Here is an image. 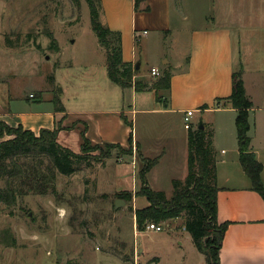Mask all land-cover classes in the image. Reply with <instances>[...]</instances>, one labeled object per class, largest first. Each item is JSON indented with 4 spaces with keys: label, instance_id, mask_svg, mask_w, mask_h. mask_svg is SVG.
<instances>
[{
    "label": "rangeland",
    "instance_id": "rangeland-1",
    "mask_svg": "<svg viewBox=\"0 0 264 264\" xmlns=\"http://www.w3.org/2000/svg\"><path fill=\"white\" fill-rule=\"evenodd\" d=\"M167 46L156 38L148 46L137 45L146 82L155 80L151 69H161L163 58L175 60ZM257 54L253 51L247 64L256 65ZM106 72V52L92 29L85 0H0L3 90L32 104L39 103L40 96L52 103L59 96L68 108L79 110L100 109L104 103L117 111L126 104L135 106L137 114L130 113L128 118L139 144L137 151L99 144L92 147L97 160L91 166L81 165L72 176H57L55 194L20 197L11 206L0 203V264H136L137 259L138 264H155L149 261L153 253L162 258V264H181L182 256L197 258L184 227L185 216L162 223L161 232L148 230L151 223L139 231L134 216V193L142 188L140 153L156 163L147 175L149 187L164 192L169 202L176 195L173 180L187 177L189 132L183 117L164 114L160 93L159 102L146 95L150 100L141 96L134 105L130 92L123 101L117 86L105 101L109 90L100 87ZM258 108L251 114L261 115ZM211 117L196 113L192 122L198 126ZM116 140L126 139L119 132ZM117 201L125 204L115 209Z\"/></svg>",
    "mask_w": 264,
    "mask_h": 264
},
{
    "label": "crops",
    "instance_id": "crops-1",
    "mask_svg": "<svg viewBox=\"0 0 264 264\" xmlns=\"http://www.w3.org/2000/svg\"><path fill=\"white\" fill-rule=\"evenodd\" d=\"M101 22L113 32L122 33L123 61L136 69L140 65L134 81L146 82L141 75L144 58L137 52V45L148 46L153 38L160 45H168L175 60L163 58L161 69H152L158 72L154 81L164 71L170 72V88L136 92L133 87L119 86L123 101L130 92L134 105L141 96L147 101L150 100L147 97L154 96L159 102L157 95L160 93L159 103L163 102L166 107L164 114L182 115L183 120L187 111H194V115L212 114L210 120L200 123L213 132L219 188L218 220L228 223L220 250V264H264V200L253 190L252 182L241 166L237 111L227 100L232 93L233 74L241 72L246 95L252 102L248 133L250 149L263 165L261 181L264 185V53L258 52L264 51V0H145L138 9L135 0H101ZM253 51H257L258 59H255L256 65H249L247 57ZM253 73L256 75L252 76ZM106 74L103 87L98 86L101 91L109 90V94L103 96L105 101L118 86L109 79L108 70ZM3 86L4 82L0 80V123L36 134L41 130H58V142L74 152L80 151L85 130L92 144L131 147L132 126L127 125L123 117L132 124L128 116L137 114L135 106L126 104L117 111L116 107L104 103L100 109L79 110L63 104L65 112L61 113L53 106L49 107L52 100L45 101L40 96L37 98L39 103L32 104L23 96L13 97L10 90H3ZM256 105L262 113L259 116L251 114ZM127 107L131 110L126 111ZM200 123L198 126L193 123L194 129L199 128ZM119 132L126 139L120 143L116 140ZM3 140L7 139H0V144ZM137 145L133 136L135 151ZM132 159L137 163L136 156ZM184 177L183 174L181 179ZM136 193L134 212L150 205L145 197ZM191 244L197 258L182 256L181 264H207L206 255L197 250L193 240ZM153 260L155 264H162V258L154 253L149 261Z\"/></svg>",
    "mask_w": 264,
    "mask_h": 264
},
{
    "label": "trees",
    "instance_id": "trees-1",
    "mask_svg": "<svg viewBox=\"0 0 264 264\" xmlns=\"http://www.w3.org/2000/svg\"><path fill=\"white\" fill-rule=\"evenodd\" d=\"M90 11L91 25L100 46L105 50L109 79L123 88L133 87L136 92L168 90L171 85V74L164 71L163 75L151 83L134 81V75L139 71L131 64L123 61L122 37L113 32L101 22V0H85ZM145 0H135L136 9ZM54 44V41H52ZM232 93L227 99L237 111L236 128L240 152V163L252 188L264 200V185L261 181L263 165L257 161L251 152L249 115L252 102L246 95L242 73L233 74ZM54 82V79H53ZM59 94L61 89L59 88ZM56 112H65V107L59 96L53 100ZM127 125L125 117H123ZM204 126V125H203ZM188 174L184 181H173L175 198L169 202L164 192L154 191L149 187L147 175L156 163L146 161L139 172L142 188L136 194L147 198L149 207L136 210L135 217L139 231L148 224H162L185 216L184 227L191 235L193 243L199 252L207 257V264H220V250L228 223L218 220V192L216 153L213 147V132L204 129L188 131ZM0 203L13 205L20 197L35 195L47 196L56 193L58 175L72 176L81 165L91 166L94 157L93 146L82 133L80 152H74L58 142V130H41L39 135L24 130L22 127L11 128L0 123ZM131 151L133 135L130 138ZM108 149H120L116 144H106ZM137 150L139 146L137 145ZM109 157L108 155L106 156ZM126 194L121 198L126 200Z\"/></svg>",
    "mask_w": 264,
    "mask_h": 264
},
{
    "label": "built area",
    "instance_id": "built-area-1",
    "mask_svg": "<svg viewBox=\"0 0 264 264\" xmlns=\"http://www.w3.org/2000/svg\"><path fill=\"white\" fill-rule=\"evenodd\" d=\"M152 76L157 77L158 72L156 69H152L151 71ZM31 98H33V96H31ZM193 117H194V111H187L184 115V124H185V129L187 131L194 129L193 126ZM161 224H150L148 225L147 229L148 230H152V231H156V232H161L163 229L160 226Z\"/></svg>",
    "mask_w": 264,
    "mask_h": 264
},
{
    "label": "water",
    "instance_id": "water-1",
    "mask_svg": "<svg viewBox=\"0 0 264 264\" xmlns=\"http://www.w3.org/2000/svg\"><path fill=\"white\" fill-rule=\"evenodd\" d=\"M139 64L137 65V69H139ZM199 129H204L203 123H200ZM125 203L123 201H117L115 205V209H118L121 205H124Z\"/></svg>",
    "mask_w": 264,
    "mask_h": 264
}]
</instances>
